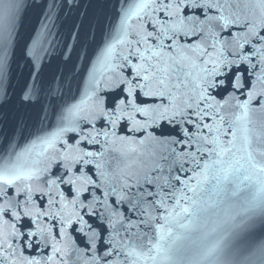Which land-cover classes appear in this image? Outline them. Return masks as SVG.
I'll list each match as a JSON object with an SVG mask.
<instances>
[{
	"label": "snow or ice",
	"instance_id": "snow-or-ice-1",
	"mask_svg": "<svg viewBox=\"0 0 264 264\" xmlns=\"http://www.w3.org/2000/svg\"><path fill=\"white\" fill-rule=\"evenodd\" d=\"M83 2L40 5L48 9L45 32L65 7L79 11ZM106 2L113 10L106 36L103 20L85 12L75 33L72 21L74 44L64 49L66 65L74 68L83 53L87 70L103 43L98 64L108 72L93 74L89 91L72 97L51 131L0 142V264H68L70 252L80 264L85 250L71 232L87 240L84 264H264V239L252 232L264 225V121L255 118L264 113V0ZM25 4L0 0V77ZM29 54L33 83L25 81L22 99L40 104L56 75L45 82L46 66ZM122 122L142 138L117 136ZM110 140L167 152L149 153L153 163L134 199L126 195L132 185L117 188L106 170L108 148L85 147ZM110 196L127 200L139 218H126ZM94 217L111 229L107 241Z\"/></svg>",
	"mask_w": 264,
	"mask_h": 264
},
{
	"label": "water",
	"instance_id": "water-1",
	"mask_svg": "<svg viewBox=\"0 0 264 264\" xmlns=\"http://www.w3.org/2000/svg\"><path fill=\"white\" fill-rule=\"evenodd\" d=\"M51 2L52 0H26L25 10L21 13L22 21L18 24V36L14 41L13 47L9 49L7 67L4 75L0 77V142H3L5 137H11L13 142L19 141L21 139V131L24 132L25 136H29V133L37 132L41 127H46L51 131L52 128L48 126L56 125L59 118L64 114L65 108L74 102L72 97H76L78 100L89 91L93 74L98 75L100 72H108L107 67L101 69L98 64V56L104 48L103 43H100L99 49H97L95 54H92L91 60L87 64V70L84 67L83 53H81L79 59H75L74 68L71 64H65L67 51L64 49V43L67 41L70 45L74 44V41L69 37V29L72 21L75 20L77 28L73 29V32L75 33L79 30V25L85 12H91L98 19L103 20L106 36L109 21L113 17L111 4L107 3L106 0H94L92 7L89 8V0H84L83 6L79 7V11H77L76 7H65L60 18L56 20L55 27L49 25L51 31L49 35L44 30V24L47 23L45 13L48 9L46 6L44 8L39 6ZM57 2L59 3L61 0H57ZM92 32H97L95 22L93 23ZM100 39L101 37L97 33L98 43ZM93 47L95 48V45ZM32 52L36 55L35 62L37 67L46 66L47 70L42 77L45 82L51 79L53 72L56 75V79L51 83L50 90L46 88L40 104L36 103V97H33L31 101L22 99L28 91V89H25V81L27 80L29 88L33 83L31 78L28 77V63L32 59L29 53ZM62 52L64 53L63 56ZM61 77H63V80H61ZM101 86L103 87V85ZM259 87L260 85L257 84V88ZM87 107L88 105L86 104L85 108ZM45 117L47 118L45 119ZM255 118L264 121V113L256 114ZM97 127H107V125L98 123ZM168 132L169 130L165 127V135ZM72 135V133H69L68 137ZM117 136H134L135 139L142 138L141 133L133 134L128 131L123 122L117 128ZM33 139H35L34 136L29 137V141ZM99 139L102 141L103 138ZM69 142L71 143V139H69ZM2 146V143H0V147ZM85 147L97 152L104 150L105 147L108 148V151L105 152V159L110 162V167L106 170L116 178L115 186L117 188L122 183L132 185L126 193L129 199L135 198L137 181L139 180L142 183L145 171L153 163L149 153H154L157 159L161 155L167 156V152L157 145L145 148L139 145H129L124 142L110 140L107 146L101 143L100 145H85ZM134 148L137 151L133 152L132 149ZM159 163L164 164V161L159 160ZM167 174L166 170L162 173L164 176H167ZM130 175L135 178L125 179V177ZM93 178L95 179L96 177ZM193 184H195V181H193ZM97 194L99 195V193ZM109 204L115 207L117 211L123 213L128 219L137 220L139 218L138 213L133 212L127 200L123 203H118L116 202V197L110 196ZM98 211H103V209L98 208ZM89 222L93 223L94 227H97L99 231H102V235L107 241L111 229L103 231L100 228L101 224L106 228V222L95 217ZM120 232L121 236H124L123 229H120ZM252 232L254 239L257 241L264 239V225L259 222L252 229ZM71 237L75 241L76 247L85 250V255L80 262V264H84V261L91 255L87 251V240L78 232H71ZM97 247L99 249V245ZM24 255L33 256L36 253L32 250H27ZM75 260L76 253L70 252L67 257L68 264H75Z\"/></svg>",
	"mask_w": 264,
	"mask_h": 264
}]
</instances>
